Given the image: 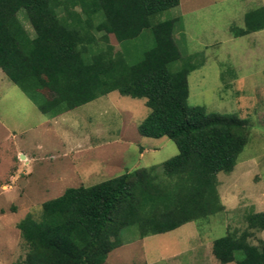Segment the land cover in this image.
I'll return each mask as SVG.
<instances>
[{
    "label": "trees",
    "instance_id": "1",
    "mask_svg": "<svg viewBox=\"0 0 264 264\" xmlns=\"http://www.w3.org/2000/svg\"><path fill=\"white\" fill-rule=\"evenodd\" d=\"M180 0H0V67L49 116L117 90L145 98L150 108L140 134L168 136L179 152L93 185L71 186L45 200L38 217L18 227L26 264H104L136 227L143 238L225 210L220 172L234 170L248 142L244 119L188 102L189 74L200 66L175 38L180 17L161 14ZM24 9L30 32L19 17ZM264 29V5L246 12L235 36ZM121 44L116 50L109 35ZM146 44L143 49L137 48ZM48 90L47 97L43 90ZM247 227L214 239L223 264H264V211L246 214ZM138 229V230H137Z\"/></svg>",
    "mask_w": 264,
    "mask_h": 264
},
{
    "label": "rangeland",
    "instance_id": "2",
    "mask_svg": "<svg viewBox=\"0 0 264 264\" xmlns=\"http://www.w3.org/2000/svg\"><path fill=\"white\" fill-rule=\"evenodd\" d=\"M261 5L264 0H180L161 14L180 17L175 38L183 54H197L201 62L189 74L188 102L237 114L248 142L234 170L218 174L225 210L143 238L136 227L128 229L104 264H223L213 254L214 239L243 231L248 212L264 211V29L238 37L230 32ZM18 14L32 32L26 11ZM109 41L121 49L114 34ZM149 111L145 98L115 90L60 114L49 130L41 123L49 116L0 67V264H26L28 245L18 222L28 213L38 217L42 203L66 188L153 165L162 174L161 163L179 149L168 136L140 134ZM9 128L16 133L9 136ZM262 239L264 230L250 237L254 244Z\"/></svg>",
    "mask_w": 264,
    "mask_h": 264
},
{
    "label": "crops",
    "instance_id": "3",
    "mask_svg": "<svg viewBox=\"0 0 264 264\" xmlns=\"http://www.w3.org/2000/svg\"><path fill=\"white\" fill-rule=\"evenodd\" d=\"M25 93V92H24ZM26 94V93H25ZM27 95V94H26ZM28 96V95H27ZM29 97V96H28ZM30 98V97H29ZM37 106H38V109L43 113V114H45V115H47L46 113H44L41 109H40V107H39V105L32 99V98H30ZM69 111V110H68ZM67 112V111H66ZM65 113V112H64ZM47 116H49V115H47ZM59 116H61L60 114L59 115H57V116H49V118L48 119H51V121H48V119L47 118H44L42 121H41V123L42 124H44V125H47V128H49V130H52V128H54L53 126H54V123H55V121H57L56 119H57V117H59ZM46 128V129H47ZM48 130V129H47ZM11 131L15 134L16 133V130L15 129H11V128H9L8 130H7V133H8V135L10 136V133H11ZM11 138H13L12 136H11ZM41 147H42V144H39ZM143 152V151H142ZM141 152V153H142Z\"/></svg>",
    "mask_w": 264,
    "mask_h": 264
}]
</instances>
